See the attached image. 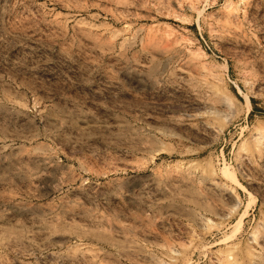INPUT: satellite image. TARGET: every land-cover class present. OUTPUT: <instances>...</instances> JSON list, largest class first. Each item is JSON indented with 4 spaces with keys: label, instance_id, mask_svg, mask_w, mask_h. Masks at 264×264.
Masks as SVG:
<instances>
[{
    "label": "rangeland",
    "instance_id": "rangeland-1",
    "mask_svg": "<svg viewBox=\"0 0 264 264\" xmlns=\"http://www.w3.org/2000/svg\"><path fill=\"white\" fill-rule=\"evenodd\" d=\"M0 264H264V0H0Z\"/></svg>",
    "mask_w": 264,
    "mask_h": 264
},
{
    "label": "bare ground",
    "instance_id": "bare-ground-1",
    "mask_svg": "<svg viewBox=\"0 0 264 264\" xmlns=\"http://www.w3.org/2000/svg\"><path fill=\"white\" fill-rule=\"evenodd\" d=\"M191 2H192V1H191ZM212 77H214V76L212 75ZM207 79H210V77H209V78L207 77ZM211 79H212V78H211ZM213 80L215 81V78H214ZM211 81H212V80H211ZM217 82H218V80H217Z\"/></svg>",
    "mask_w": 264,
    "mask_h": 264
}]
</instances>
